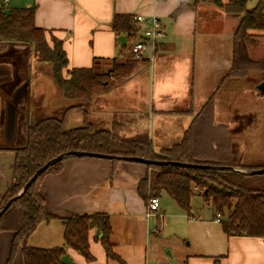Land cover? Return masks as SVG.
Returning a JSON list of instances; mask_svg holds the SVG:
<instances>
[{
    "label": "crops",
    "instance_id": "crops-1",
    "mask_svg": "<svg viewBox=\"0 0 264 264\" xmlns=\"http://www.w3.org/2000/svg\"><path fill=\"white\" fill-rule=\"evenodd\" d=\"M183 3L188 7L175 14ZM257 3L251 0L249 8ZM6 6L35 9L36 26L46 30L50 45L53 37L63 44L68 58L66 74L94 67L109 70L115 59L119 62L129 41L114 32L112 24L116 15H132L137 32L131 45L147 42L144 59L123 83L95 96L89 118L98 129H112L120 121L125 122L127 136L148 133L156 153L180 143L204 104L218 94L233 66L234 34L241 20V15L227 13L211 1L195 5L193 0H9ZM138 16L144 21H137ZM153 19L160 21L162 32L154 43L144 37ZM252 33L264 37V31ZM120 36L127 39V46H121ZM34 57L30 44L0 42V195L12 181L13 149L25 145V128L35 121L38 107L31 105L32 95L48 96L45 107L57 95L51 85L46 88L40 75L33 79ZM251 92L248 89L243 95ZM238 97L230 96L227 106L215 99L213 119L216 126H223L221 135L230 145L222 139L210 142L235 152L241 165L262 168L253 159L257 152L249 149L251 145L245 143L240 149L231 141L227 119H231ZM77 113L66 115L67 124L69 120L83 122L82 114ZM219 113L223 120L216 123ZM211 146L217 148V144ZM148 173V166L142 163L68 158L61 172L43 179L45 210L54 218L42 222L27 244L42 249L62 247L65 228L61 219L101 213L109 216L110 241L117 258L108 257L102 234L94 229L89 236L92 259L66 248L65 262L264 264V239L228 235L213 208L200 196L192 198V210L187 212L163 193L159 211L147 216L148 203L140 196L139 185ZM156 228L158 232H154ZM13 238V232H0V264L7 263ZM21 248L14 264H24Z\"/></svg>",
    "mask_w": 264,
    "mask_h": 264
},
{
    "label": "trees",
    "instance_id": "trees-1",
    "mask_svg": "<svg viewBox=\"0 0 264 264\" xmlns=\"http://www.w3.org/2000/svg\"><path fill=\"white\" fill-rule=\"evenodd\" d=\"M207 1L215 3L227 13L241 15L234 34L232 69L218 88V94L204 104L181 142L156 153L148 133L127 136L120 121H116L112 129H98L89 118L95 96L123 83L142 61L135 59L132 53L131 42L137 32L132 15H116L112 24L114 32L125 35L129 41V45L124 48L126 52L119 62L115 59L113 67L103 71L95 67L73 69L67 72L66 78L64 72L68 66V58L63 44L53 37L50 45L46 30L36 26L35 9H8L3 0H0V42L30 44L40 62L52 65V79L55 85L65 99L72 101L63 117H48L26 126L25 145L13 149L15 160L12 181L0 201V211L18 195L41 167L56 157L72 151L102 154L115 164L125 161L124 158L140 157L153 162L260 169L241 165L235 152L224 151L217 141L210 140L222 139V143L228 142L225 136L221 135L224 132L221 128L223 126H216L213 119L215 99H219L222 105L227 106L226 100L230 96L238 97L252 89L255 78L250 76L251 72L264 70V65L249 58L247 49L254 36L252 32L264 31V0H258L253 8H249L251 0H229L227 4H223L221 0H193V4ZM187 7L188 5L183 3L175 14ZM74 111L82 114L83 124L68 129L66 115ZM213 143L217 144V148L211 146ZM228 143L230 145V142ZM67 159L50 166L28 191L16 199L0 216V232L14 233L6 264H14L21 247L24 264H68L64 260L66 248H71L87 260H91L89 236L94 229L102 234L101 242L108 257L117 258L110 241L112 229L109 216L101 213L61 219L65 228L62 247L42 249L27 244L29 237L42 222L54 218L45 210L41 185L47 175L61 172L63 162ZM147 166L149 173L140 181L139 194L148 204L153 198H160L166 193L180 208L190 212L192 198L200 196L213 208L216 217L218 214L221 215L220 222L228 235L264 239V190L258 187L257 175L226 170L184 168L172 164L152 163Z\"/></svg>",
    "mask_w": 264,
    "mask_h": 264
},
{
    "label": "rangeland",
    "instance_id": "rangeland-1",
    "mask_svg": "<svg viewBox=\"0 0 264 264\" xmlns=\"http://www.w3.org/2000/svg\"><path fill=\"white\" fill-rule=\"evenodd\" d=\"M247 49L250 59L264 65V37L259 34H254ZM32 75L34 80L40 75L42 79L45 80L46 88H49V85H51V89L57 93V95L53 97L54 103L48 104L46 107L45 102L48 96L39 95L36 97L32 95L31 105L36 104L35 108L38 107V110L34 111V122L48 117H63L66 108L72 104V101L65 99L64 96H61L60 92H57L58 90L52 82V65L50 63L40 62L37 57H34ZM64 76L68 78L66 72H64ZM250 76L255 78V82L252 84V92L245 95L241 94L237 98V103L232 107L233 114H231V119H227L230 124H227L231 127V141L233 140L236 147L240 149L245 143H248L249 146L251 145L249 149H255L253 150L254 153L257 152L255 155L256 158H253L254 161L262 166L260 169H264V96H261L257 89V86L264 82V70L260 69L259 71L251 72ZM43 105L44 108H42ZM75 115L79 116L80 114L77 113ZM222 120L223 116L219 113L216 118V123H221ZM82 124V120L80 122L78 120H69L68 124L66 122L68 129L79 127ZM257 176L259 177L257 178L258 187L264 190V174ZM5 192L0 195V201L4 197Z\"/></svg>",
    "mask_w": 264,
    "mask_h": 264
},
{
    "label": "water",
    "instance_id": "water-1",
    "mask_svg": "<svg viewBox=\"0 0 264 264\" xmlns=\"http://www.w3.org/2000/svg\"><path fill=\"white\" fill-rule=\"evenodd\" d=\"M118 40L121 43V46H127V39L124 36L118 37ZM258 92L263 95L264 94V82H262L260 85L257 86ZM91 157V158H102V159H107V156L102 155V154H96V153H90V152H78V151H72V152H67L64 153L55 159L49 161L46 163L43 167H41L37 173L29 180V182L26 184V186L18 193L17 196H15L13 199H11L0 211V216L3 215V213L11 206V204L21 197L24 193L28 191L30 186L36 181V179L44 173L50 166L62 161L63 159L70 158V157ZM125 161L129 162H136V163H142L146 165H151L152 163H157V164H172L176 165L179 167H184V168H200V169H213V170H226V171H235L239 172L245 175H262L264 174V169H244L241 167H230V166H214V165H202V164H189V163H181V162H153L150 160H146L140 157H130V158H124Z\"/></svg>",
    "mask_w": 264,
    "mask_h": 264
},
{
    "label": "built area",
    "instance_id": "built-area-1",
    "mask_svg": "<svg viewBox=\"0 0 264 264\" xmlns=\"http://www.w3.org/2000/svg\"><path fill=\"white\" fill-rule=\"evenodd\" d=\"M187 1V0H186ZM9 0H3V3L7 5ZM137 21H144L143 17H135ZM162 36L161 32V23L158 19H153L150 23V29L144 32V37L147 39V41H151L154 43L158 38ZM148 48V44L146 41L142 40L139 42H136L132 46V53L137 60H143L144 59V53ZM160 208V199L159 198H153L150 203L148 204V213L147 216H151L153 214H156L159 211ZM162 218V215H160ZM221 215L218 214L216 220L220 222ZM159 229H155L154 232H158ZM150 264H173L171 261H161L157 263H150Z\"/></svg>",
    "mask_w": 264,
    "mask_h": 264
},
{
    "label": "bare ground",
    "instance_id": "bare-ground-1",
    "mask_svg": "<svg viewBox=\"0 0 264 264\" xmlns=\"http://www.w3.org/2000/svg\"><path fill=\"white\" fill-rule=\"evenodd\" d=\"M221 220V219H220Z\"/></svg>",
    "mask_w": 264,
    "mask_h": 264
}]
</instances>
